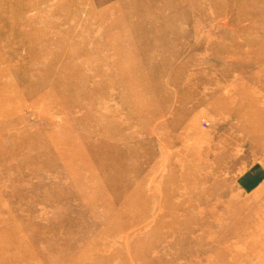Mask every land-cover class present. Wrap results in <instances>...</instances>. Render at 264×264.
<instances>
[{
	"label": "rangeland",
	"instance_id": "374dc122",
	"mask_svg": "<svg viewBox=\"0 0 264 264\" xmlns=\"http://www.w3.org/2000/svg\"><path fill=\"white\" fill-rule=\"evenodd\" d=\"M263 34L264 0H0V220L19 224L15 264H258L254 222L232 210L264 212V136L247 141L217 99L238 81L264 91L251 79L264 49L246 54ZM185 144L225 148L194 187L168 176L166 153L183 160Z\"/></svg>",
	"mask_w": 264,
	"mask_h": 264
},
{
	"label": "bare ground",
	"instance_id": "6f19581e",
	"mask_svg": "<svg viewBox=\"0 0 264 264\" xmlns=\"http://www.w3.org/2000/svg\"><path fill=\"white\" fill-rule=\"evenodd\" d=\"M24 8L30 9L31 6L30 5L28 7L19 6L16 8V10L20 11ZM260 8L262 9V7H260ZM35 11H36V9H35ZM241 13L245 17V15L247 14V11H245V12L242 11ZM259 13L260 12H258V14ZM58 21H59V19L58 20L55 19L53 21V24H57ZM4 23H5V21H4ZM59 23H60V21H59ZM239 27H241V30H245V26H243L242 24H240ZM263 37H264V34H263ZM236 44L237 45H243V39H238V43H236ZM252 44H255V43H250V44L248 43V46H256L255 47L256 50L254 51V50L250 49V47H249L248 51H246V54L247 55L249 54V56H250L251 54L253 55L254 53H256V55H254V57L252 58V61L253 60L255 61V59H259L258 51H260L261 49H264V39H260V41H258L256 43L257 45H252ZM258 62H259L260 68L262 67L261 72L263 74L264 73V60H261ZM136 69H138L141 72L143 71L141 68L136 66L135 69L128 70V72H126L123 75V77L114 78V81L112 82V84L116 83L117 85H119L122 82L132 81L133 75H135V73L137 72ZM251 77H252L251 78L252 81L257 82L261 86V89L262 88L264 89V76L259 77V76H255L253 74ZM238 82H239V84L232 88V89H236L232 96L227 94L228 92L225 95L221 94L218 96L217 102H220V104H219L220 109H222L223 111H227V112L231 113L232 115L235 114L236 117H238L239 121L236 124V127L239 128L241 135L244 138H246L247 141H249V138L253 135L254 132L258 131L259 133H261L262 136H264V91L258 92L257 89L254 88L253 86H247L246 87L244 85V83H242L240 81H238ZM134 83L135 84L137 83L136 79L134 80ZM233 97H236L238 99L237 103H235L231 107L227 106L226 103L229 102ZM130 100H132L133 104L136 107L139 105V101L137 99H130ZM72 105H76V104H72ZM140 105L142 107V110L139 113L140 119L146 118L148 120L153 121V119L158 116V114L152 110V104L149 101H147V100L141 101ZM114 111H115V109H114ZM0 118H1L0 125L3 126L5 121L7 120V118H3V117H0ZM178 123H180V119L175 120L173 124H178ZM235 138L240 140L238 135L235 136L234 138L228 137L227 139H228V141H230V140L232 141ZM251 142H255V140L252 139V137H251ZM61 147H63V146H56L57 149H60ZM183 149L185 150V154L187 155V157L183 160L175 159V162L172 160V158H170L171 155L169 153H166L165 158L168 160V162L175 163V167L173 165L172 166H173V169L176 168V170H177L176 173H172V171L170 170L168 176L173 177L176 175L178 178H180L181 183H187V182L190 183L191 182L192 186L194 187V186H196V184L201 183L202 180H205L206 178L213 176V173L214 174L217 173L216 170L219 169V164L217 165V167L214 164L215 166H213L212 170L206 169L205 167L204 168H200V167L205 165V164H209V160L216 158L215 156L217 154H219V152L223 151L225 148H224V146H219V148L213 149L212 147L207 145L204 147V149H200L199 145L190 146L188 144H185ZM81 156H85V155L83 153L79 154V159H80V161L83 162V160L81 159ZM211 156H213V157H211ZM175 157H173V158H175ZM166 159H165V161L167 162ZM68 160L77 161V155H72L70 158H68ZM96 172L98 173L99 171L97 170ZM90 173H92L91 176H94L95 172L91 171ZM246 176H247V174H246ZM252 178H254V176ZM255 178H256V180H253L252 183H250L249 181L248 182L251 185L256 183L258 177H255ZM192 182H194L195 184ZM251 185H248L247 189L250 188ZM258 188H257L258 190L256 189L258 192L263 191L264 190V184L261 183V186H259ZM220 190H221L220 187H215L214 189H212V193L220 192ZM146 191H147V188H146ZM143 194H144V192L141 190L137 196L141 197ZM193 197H194V193H190V192L186 193L184 195V198H186L188 201H191V199ZM120 203L124 205L123 200H121ZM246 204H249V203L248 202L239 203L238 205H236L235 208H233L232 212H234V213L238 212L239 214L243 215L244 217H241V218H243L242 220L247 222V223H253L254 222L253 230L257 231V233H256L257 239H255V240H256L257 244L259 243L258 244L259 246L257 247V259H258L257 261H258V264H264V253H263L264 252V220H262V216H261V215H263L264 212H262V206L260 207V205L263 204V202H258V203H256V205H254V211L251 214L252 215L251 218H246V214L243 213L244 211L249 210L248 208H250V206H251V205L248 206ZM1 215H2V213H1ZM119 215H127V209H121V211L119 212ZM15 220L16 219H15L14 214L13 215H4L3 222H2V216H1V220H0V253L4 252L5 255L0 256V264H15V262H18L17 258L19 255L15 254V252L14 253L12 252L14 249L18 248V239H19V237L17 236L18 234L16 233V230L19 229V224H18V222H15ZM238 222L241 223V220H239ZM195 246H196V244H195ZM21 249H23V248L21 247ZM15 251H17V250H15ZM28 259L29 258H26V261H28ZM31 259L32 258H30L29 261ZM21 260H24V258L22 257L20 259V261Z\"/></svg>",
	"mask_w": 264,
	"mask_h": 264
}]
</instances>
